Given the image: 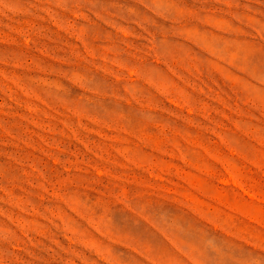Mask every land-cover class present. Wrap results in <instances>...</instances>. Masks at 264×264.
<instances>
[{
	"label": "rangeland",
	"instance_id": "374dc122",
	"mask_svg": "<svg viewBox=\"0 0 264 264\" xmlns=\"http://www.w3.org/2000/svg\"><path fill=\"white\" fill-rule=\"evenodd\" d=\"M0 264H264V0H0Z\"/></svg>",
	"mask_w": 264,
	"mask_h": 264
}]
</instances>
